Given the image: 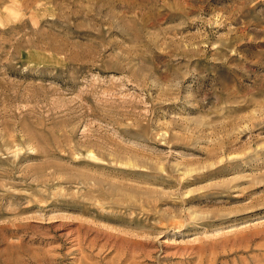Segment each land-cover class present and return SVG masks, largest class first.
<instances>
[{
    "label": "rangeland",
    "instance_id": "rangeland-1",
    "mask_svg": "<svg viewBox=\"0 0 264 264\" xmlns=\"http://www.w3.org/2000/svg\"><path fill=\"white\" fill-rule=\"evenodd\" d=\"M0 264H264V0H0Z\"/></svg>",
    "mask_w": 264,
    "mask_h": 264
}]
</instances>
